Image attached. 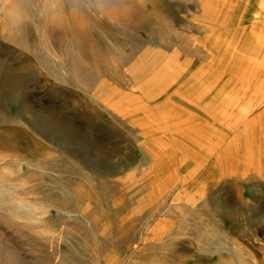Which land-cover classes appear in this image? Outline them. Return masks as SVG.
Instances as JSON below:
<instances>
[{"label": "rangeland", "instance_id": "374dc122", "mask_svg": "<svg viewBox=\"0 0 264 264\" xmlns=\"http://www.w3.org/2000/svg\"><path fill=\"white\" fill-rule=\"evenodd\" d=\"M0 264H264V0H0Z\"/></svg>", "mask_w": 264, "mask_h": 264}, {"label": "bare ground", "instance_id": "6f19581e", "mask_svg": "<svg viewBox=\"0 0 264 264\" xmlns=\"http://www.w3.org/2000/svg\"><path fill=\"white\" fill-rule=\"evenodd\" d=\"M23 1H28V0H23ZM44 3V2H43ZM4 6V5H3Z\"/></svg>", "mask_w": 264, "mask_h": 264}]
</instances>
